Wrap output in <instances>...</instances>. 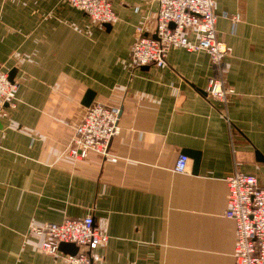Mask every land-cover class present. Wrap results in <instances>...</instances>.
Listing matches in <instances>:
<instances>
[{"label":"crops","instance_id":"crops-1","mask_svg":"<svg viewBox=\"0 0 264 264\" xmlns=\"http://www.w3.org/2000/svg\"><path fill=\"white\" fill-rule=\"evenodd\" d=\"M111 2L107 27L66 0H0V67L18 83L15 107H0V264H66L27 229L87 214L109 236L100 264H234L226 178L264 183V0H216L221 75L180 48L166 67L135 66V29L153 35L157 0ZM212 76L236 91L229 121L206 97ZM88 90L121 107L119 132L108 157L73 160L62 153Z\"/></svg>","mask_w":264,"mask_h":264},{"label":"built area","instance_id":"built-area-1","mask_svg":"<svg viewBox=\"0 0 264 264\" xmlns=\"http://www.w3.org/2000/svg\"><path fill=\"white\" fill-rule=\"evenodd\" d=\"M73 8L83 11L99 25L112 24L117 16L111 0H66ZM216 0H157L156 26L153 35H145L136 27V39L130 48L135 66L166 67L167 56L173 49L189 52L204 51L221 75L229 48L216 31ZM238 16L234 21H238ZM171 24L174 26L172 27ZM155 35V37H154ZM189 35H193L190 38ZM18 83L9 79L8 71L0 67V107L6 102L15 107L14 94ZM236 96L235 89L222 76L208 79L206 97L216 103L218 113L229 121L227 107ZM121 107L94 102L85 108L74 133L63 151L73 160H82L90 152L108 157L112 138L119 132ZM188 156L179 154L173 170L185 173ZM227 208L225 217L235 223L234 264H264V183L254 174L234 172L226 178ZM26 234L41 239L39 251L61 257L66 264H100L95 250L108 241L106 230L99 228L93 216L66 218L60 223L30 225ZM61 243H73L75 254L59 250Z\"/></svg>","mask_w":264,"mask_h":264},{"label":"water","instance_id":"water-1","mask_svg":"<svg viewBox=\"0 0 264 264\" xmlns=\"http://www.w3.org/2000/svg\"><path fill=\"white\" fill-rule=\"evenodd\" d=\"M104 25L107 27H110L109 23H105ZM171 26L174 27L172 24H171ZM154 37H155V35H154ZM9 79L13 80L12 79V72H9ZM93 97H94V92L91 90H88L84 95L82 105H84L85 107L90 106L93 102ZM192 158H193V162H194V164H193L194 169L193 170H194V172H196V169L198 166V161H199V153H193ZM262 161L264 162V160H262ZM59 250L64 252V253L75 254L77 251V247L73 243H61L59 246Z\"/></svg>","mask_w":264,"mask_h":264}]
</instances>
